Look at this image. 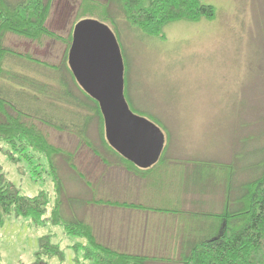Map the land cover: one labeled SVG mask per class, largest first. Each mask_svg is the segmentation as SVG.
Listing matches in <instances>:
<instances>
[{
    "label": "rangeland",
    "instance_id": "374dc122",
    "mask_svg": "<svg viewBox=\"0 0 264 264\" xmlns=\"http://www.w3.org/2000/svg\"><path fill=\"white\" fill-rule=\"evenodd\" d=\"M203 1L216 8V19L175 22L165 27L162 39L149 38L130 28L123 11L107 0H92L86 4L82 0L52 1L47 27L65 39L73 37L82 13L90 16L87 19L97 20V16H105V7H110L124 63L127 64L125 77L129 107L134 114L152 122L155 118L166 128H160L166 136L165 163L161 172L151 175V179H162V184L157 181L159 184L156 186L154 182L153 188H157L155 194H150L142 181L137 182V186L145 187V191L141 189L137 193L138 197L152 208L170 210L177 205L191 211L216 205L218 209L224 199V193H219L220 188L226 184L228 174L218 173L217 178L222 180L218 185L214 173L205 176L197 163L206 161L228 165L235 153L242 152L243 156L246 155L237 164L240 172L237 179L242 182L248 176L242 169L252 165L254 160L257 162L258 149L264 147V142L258 140V134L264 131V0ZM144 2L148 5L150 0ZM107 25L115 30L111 24ZM7 40V47L22 55L29 54L52 67L60 66L66 55L67 48L62 42L46 39L38 44L13 36ZM12 64L13 61L9 66ZM62 115H58L60 119ZM96 125L90 129V139L106 161L112 160L100 144ZM45 131L56 147L75 154L77 151L76 165L90 175L94 184L98 183V178H108L99 185L104 192L102 196L120 200L130 197L131 193L124 191V182L129 176L124 170L110 167L111 174L107 176L108 172L104 171L107 169L101 167L100 160L96 166V157L88 148L79 146L75 135L50 129ZM248 137L252 138L244 148L242 142ZM252 150L257 153L256 159L251 156ZM8 156L0 151V165L8 181L26 196L34 197L45 191L50 193L51 200L55 199L46 157L11 163ZM58 164L65 175V162L59 159ZM64 181L69 193H82L78 181L65 177ZM197 184L214 196L203 197L199 192L184 194L185 186L188 191H193ZM98 210L89 213V222L96 229L101 225L103 230H112L107 231V242L120 241L133 252H143L139 245L149 243L151 246L156 238L169 240L170 225L176 222L183 228L182 223L185 222V219H172L164 213L140 219L135 216L136 212ZM48 234L53 236L52 242L64 251L66 261L63 264H72L75 251L71 247L78 239L67 237L60 227L50 224L36 228L25 218H6L0 228L1 264H33L39 250V239ZM144 238L146 241L142 243ZM52 264L59 263L53 260Z\"/></svg>",
    "mask_w": 264,
    "mask_h": 264
},
{
    "label": "trees",
    "instance_id": "16d2710c",
    "mask_svg": "<svg viewBox=\"0 0 264 264\" xmlns=\"http://www.w3.org/2000/svg\"><path fill=\"white\" fill-rule=\"evenodd\" d=\"M52 1L0 0V151L9 155L7 159L11 163L46 157L48 175L55 192L53 200L50 193L45 191L34 197L26 196L7 180L0 165V228L6 218H25L36 228L49 224L60 227L67 237L79 240H75L77 243L71 247L75 251L72 264H264V147L258 149L257 162L254 160L252 165L242 169L248 175L242 182L237 179L240 173L237 164L246 155L243 156L242 152L235 153L228 165L206 161L197 163L205 176L210 172L216 178L219 172L228 174L224 187H219V193H224V199L218 209L216 205L191 211L180 209L177 205L170 210L148 206L137 193L141 189L145 191L147 187L150 194H155L159 184L156 182L162 184V179H151V175L156 171L161 172L167 148L165 146L157 165L141 170L110 147L98 103L80 88L68 66L72 35L65 39L47 27ZM82 1L86 4L92 0ZM107 1L123 11L130 28L154 39H162L165 27L175 22H198L217 17L216 8L203 0H150L148 5L144 4L145 0ZM103 12L105 16H97L96 19L106 25L111 24L118 40L116 22L111 16L110 7H105ZM87 17L90 18L82 13L79 21ZM11 36L38 44L46 39L62 42L67 48L66 55L60 66L52 67L29 54L22 55L7 47V39ZM11 61L13 64L9 66ZM124 64L126 71L127 64ZM35 66L46 72L39 71ZM125 87L127 100L126 77ZM59 114H63L62 119ZM154 121L166 130L160 121L155 118ZM93 124H97L100 144L112 160L106 161L90 139ZM46 129L75 135L79 146L88 148L96 157L97 162L94 164L100 160L101 167L107 169L104 170L108 172L107 176L111 174L110 167L124 170L129 175L127 182H124V191H129L130 197L120 200L102 196L103 191L99 185L104 184L108 178H98V183L94 184L90 175L76 165L77 151L75 154L56 147L50 142ZM251 138L242 142L244 148ZM258 140L264 142V131L258 134ZM251 156L256 159L257 153L252 150ZM59 159L65 162V175L60 171ZM206 169L210 171L205 172ZM64 177L78 181L82 193H69ZM217 180L218 185H221L222 180ZM138 181H142L145 187L137 186ZM154 182L155 188L152 185ZM183 190L185 195L199 192L206 197L213 194L198 187V184L193 191H188L186 186ZM99 208L123 213L136 212L135 216L140 219L158 213H164V216L172 219H185V222H179L184 224L183 228L177 226L176 222L169 227L172 236L182 238L181 243L169 248L166 246V250L151 246L152 250L143 248V252H133L120 241L107 242V231L112 230H103L101 225L96 229L87 218L89 213H95ZM52 239L50 234L39 239V250L33 264H52L53 260L63 264L66 261L64 251Z\"/></svg>",
    "mask_w": 264,
    "mask_h": 264
},
{
    "label": "water",
    "instance_id": "95a60500",
    "mask_svg": "<svg viewBox=\"0 0 264 264\" xmlns=\"http://www.w3.org/2000/svg\"><path fill=\"white\" fill-rule=\"evenodd\" d=\"M68 66L80 88L100 107L110 147L141 170L160 161L166 136L154 122L134 114L125 97V64L111 28L84 19L74 28Z\"/></svg>",
    "mask_w": 264,
    "mask_h": 264
},
{
    "label": "crops",
    "instance_id": "0c3cea01",
    "mask_svg": "<svg viewBox=\"0 0 264 264\" xmlns=\"http://www.w3.org/2000/svg\"><path fill=\"white\" fill-rule=\"evenodd\" d=\"M169 240H167V239H164V237H160V238H156L155 240H154V242L155 243H153L151 246L153 247V248H155V249H157L158 247H161V248H163V249H165L166 250V246H167V248H169V247H173V246H175V245H179L180 243H181V240H182V238H179L177 235H173L172 236V234H169ZM135 239H133L132 241H134ZM136 241V240H135ZM134 241V242H135ZM146 241V239L144 238V240L142 241V243H144ZM140 247H143V248H152L150 245H149V243H144V244H140L139 245ZM137 248H139V247H137ZM154 249V250H155ZM174 249V248H173ZM145 250V249H144ZM152 250V249H151ZM153 250V251H154ZM158 250H160V249H158Z\"/></svg>",
    "mask_w": 264,
    "mask_h": 264
}]
</instances>
